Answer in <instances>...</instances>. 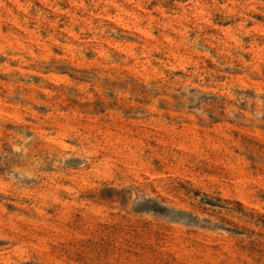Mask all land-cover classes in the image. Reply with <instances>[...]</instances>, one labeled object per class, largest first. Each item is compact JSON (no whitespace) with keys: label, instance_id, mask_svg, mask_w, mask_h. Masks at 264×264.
Here are the masks:
<instances>
[{"label":"rangeland","instance_id":"rangeland-1","mask_svg":"<svg viewBox=\"0 0 264 264\" xmlns=\"http://www.w3.org/2000/svg\"><path fill=\"white\" fill-rule=\"evenodd\" d=\"M0 264H264V0H0Z\"/></svg>","mask_w":264,"mask_h":264}]
</instances>
